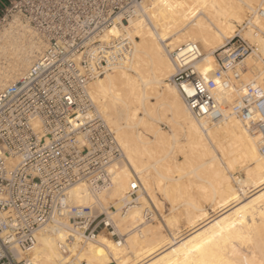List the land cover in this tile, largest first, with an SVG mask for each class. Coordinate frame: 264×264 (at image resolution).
I'll list each match as a JSON object with an SVG mask.
<instances>
[{"label": "bare ground", "instance_id": "1", "mask_svg": "<svg viewBox=\"0 0 264 264\" xmlns=\"http://www.w3.org/2000/svg\"><path fill=\"white\" fill-rule=\"evenodd\" d=\"M148 2L144 0L141 17L109 28L102 37L112 40L125 33L132 46L130 57L88 85L90 100L113 130L122 156L109 165L107 188L91 193L79 180L69 189V199L78 209L86 205L107 212L110 204L126 202L120 212L107 213L120 240L105 232L90 240L74 235L67 242L71 226L57 222L37 232L36 244L28 252L31 264H264V152L259 137L230 108L220 120H196L169 82L174 67L168 55L181 44L197 43L202 57L196 69L204 79L210 78L216 67L213 52L246 29L242 27L246 18L251 15L264 33V16L257 13L264 0ZM12 28L3 32L12 60L0 68V89L16 82L40 51L26 27ZM250 31L245 35L264 54V37ZM5 52L6 46L0 44V56L6 58ZM244 63V80L255 74L264 79L259 55L247 56ZM237 96L219 94L228 104ZM175 152L182 160L174 157ZM237 166L244 170V178L236 175ZM134 184L141 195L127 201ZM157 193L169 203L171 213L151 223L144 212L163 207ZM202 201L212 204L213 215ZM175 210L179 214L172 213ZM181 216L189 227L184 237L173 231Z\"/></svg>", "mask_w": 264, "mask_h": 264}, {"label": "built area", "instance_id": "2", "mask_svg": "<svg viewBox=\"0 0 264 264\" xmlns=\"http://www.w3.org/2000/svg\"><path fill=\"white\" fill-rule=\"evenodd\" d=\"M144 0H13L0 17V32L8 19L26 27L40 46L23 75L0 89V264H31L28 252L37 232L66 222L74 235L90 240L99 229L116 235L108 215L92 206L75 207L70 187L79 180L91 193L111 182L109 165L121 158L115 134L96 111L88 85L119 62L132 46L125 33L102 38L111 27L142 16ZM257 13L264 16V8ZM9 25H12L9 23ZM264 37L250 15L242 24ZM14 27V29H17ZM174 72L171 82L196 120H220L230 108L264 152V79H243L244 59L264 54L241 33L213 52L216 67L204 79L196 69L202 57L197 43L168 52ZM222 92L237 93L228 104ZM191 93V94H189ZM139 186L132 185L127 199ZM145 210L144 218H151ZM66 254V243H60ZM85 264V263H81ZM111 264V263H107Z\"/></svg>", "mask_w": 264, "mask_h": 264}, {"label": "rangeland", "instance_id": "3", "mask_svg": "<svg viewBox=\"0 0 264 264\" xmlns=\"http://www.w3.org/2000/svg\"><path fill=\"white\" fill-rule=\"evenodd\" d=\"M146 1V4H149V2L147 3V0H145ZM11 23L12 25H9V23ZM15 21H13V20H11V19H8L7 20V23L8 24H5V26L3 27V29L1 30V32H0V44H3V45H5L6 46V54L8 55L6 58L3 56V55H1L0 56V68H1V70L2 69H4L5 67H8V65H9V61H11L12 60V58H10V52H9V50H8V47H7V43H6V41H5V39L3 38V32H4V30L5 29H8L9 30V28H12V27H16V24L14 23ZM124 25H127V24H124ZM10 26V27H9ZM9 27V28H8ZM241 27V26H240ZM17 29L16 30H18V27H16ZM12 29H14V28H12ZM19 29H21V28H19ZM246 31H249V30H246V29H244V30H241L240 32H236V34H240L241 33V35H243V36H245L246 38H248L251 42H252V40L247 36V35H245L246 34ZM250 32H252V31H250ZM35 41V40H34ZM24 43H26L27 44V41H25L24 40V42H23V45H25ZM8 51V52H7ZM10 53V54H9ZM12 56V55H11ZM8 58V59H7ZM3 59V60H2ZM21 77V75L19 76V78ZM18 78V79H19ZM17 80V79H16ZM154 101V100H153ZM94 105V104H93ZM95 107V106H94ZM100 115V114H99ZM103 120H105L104 118H103ZM168 125L167 124H165V123H163V122H160V127L162 128V129H164L165 131L167 130L168 131V129H169V127H167ZM173 155H174V157H176V159L177 160H182V158H181V156L179 155V154H177L176 152L175 153H173ZM176 155V156H175ZM240 167V166H239ZM242 172V173H241ZM236 175H239V176H241V178H244L245 177V175H244V170H242L241 171V167L238 169V166H237V169H236ZM141 191H138L137 192V194L136 195H134L133 196V200L135 199V197H137V196H140L141 194ZM157 196H158V198H159V200H160V202L162 203V206L163 207H161V209H162V211H161V209H159L158 211L157 210H155L154 209V207H149V210L150 209H152V210H150V212H151V218H149L147 221L148 222H151V223H157V221H158V223H159V221H161V218L162 219H164L165 217H167V216H169V214L171 213L170 211V209H169V203L168 202H166L165 201V199H163L162 197H161V195H159V193H157ZM132 199H127V201H133ZM125 203L126 202H124V201H117V202H115V203H112V204H110L109 205V207H108V209H107V212L106 211H102L101 209L99 210L98 208H96V209H98L99 210V212H104V213H108V212H114V213H116L115 211H118V212H120V210H122V208H123V206L125 205ZM202 204H204L203 205V207H204V209L206 210V212L209 214V215H213L214 213H215V211L213 210V207H212V204L211 203H209L208 201L206 202V204H205V202H203L202 201ZM178 207H181L180 209H182V206H178ZM148 209V208H147ZM109 210V211H108ZM176 211V212H175ZM175 211H172V213L174 212L175 214L176 213H178L179 214V212L180 211H178V210H175ZM153 212H155L154 213V220H153ZM161 213L160 215H158V213ZM170 212V213H169ZM163 214V215H162ZM166 215V216H165ZM109 216V215H108ZM159 216H160V218H159ZM156 218V219H155ZM181 218V219H180ZM151 219V220H150ZM177 222L178 223H176L175 224V227H174V229L176 228L177 230H174L173 229V231L176 233V235L177 234H179V235H181V237H184L187 233H188V229H189V227H187L188 225L186 224V223H184V219H183V216H181V217H177ZM183 219V220H182ZM182 220V221H181ZM177 224H178V226H177ZM183 224V225H182ZM181 225V226H180ZM103 232H102V231ZM165 231H167V232H165L164 231V233H166V234H169L168 233V230L165 228L164 229ZM179 231H181L180 233H179ZM105 232H107V231H104L103 229H99L98 230V232H97V234L98 233H105ZM185 232V233H184ZM182 233H184L185 235L183 236V234ZM107 234V233H106ZM110 238L112 239V240H114V241H119L120 240V236L116 233V235L115 236H113V237H111L110 236ZM69 253H66L65 255H68ZM83 263V262H82ZM85 263V262H84ZM81 264V263H80ZM111 264H113V263H111Z\"/></svg>", "mask_w": 264, "mask_h": 264}, {"label": "crops", "instance_id": "4", "mask_svg": "<svg viewBox=\"0 0 264 264\" xmlns=\"http://www.w3.org/2000/svg\"><path fill=\"white\" fill-rule=\"evenodd\" d=\"M13 0H0V17L2 15V13L4 12V10L9 7V5L11 4Z\"/></svg>", "mask_w": 264, "mask_h": 264}, {"label": "snow or ice", "instance_id": "5", "mask_svg": "<svg viewBox=\"0 0 264 264\" xmlns=\"http://www.w3.org/2000/svg\"><path fill=\"white\" fill-rule=\"evenodd\" d=\"M189 94H191V93H189Z\"/></svg>", "mask_w": 264, "mask_h": 264}]
</instances>
